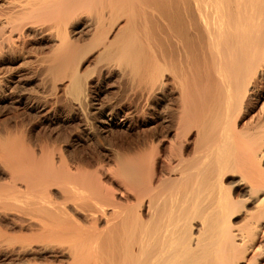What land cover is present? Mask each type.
<instances>
[{
  "label": "bare ground",
  "instance_id": "1",
  "mask_svg": "<svg viewBox=\"0 0 264 264\" xmlns=\"http://www.w3.org/2000/svg\"><path fill=\"white\" fill-rule=\"evenodd\" d=\"M6 4L0 55L38 42L39 98L84 140L155 130L93 164L0 135L5 264H264V0Z\"/></svg>",
  "mask_w": 264,
  "mask_h": 264
},
{
  "label": "rangeland",
  "instance_id": "2",
  "mask_svg": "<svg viewBox=\"0 0 264 264\" xmlns=\"http://www.w3.org/2000/svg\"><path fill=\"white\" fill-rule=\"evenodd\" d=\"M7 1L8 0H0V9L7 6ZM38 24H40V26L42 25L43 27L48 26V24L43 22L42 19L41 21H38ZM22 42H18L19 44L17 43L18 48L16 50L5 52L4 54L0 55V75L6 79H4L6 83L5 88H7V92H9V86L11 87L13 85L17 87L15 91H17L20 96L22 95L21 97L23 103L15 104L9 99L0 100V135L7 134V132L11 135V137L14 135L13 138L18 142L20 141L24 148H27L28 151L36 150L40 144H42L41 146H49L51 148L52 146L53 148L56 146L55 148L61 150L66 148L65 150H67V154H71L68 156L65 153L68 157H70L68 160L75 157L77 158L79 157L78 155H81L80 157L87 159L86 162L93 164L97 162L104 163L107 153L110 148L113 147V145L115 146L117 144V146L125 147V145H128L130 142H132V140L134 141V139H137L138 136L141 138V135L143 134H151L154 132L155 129H153L154 127L152 124H150V122H144L131 127L126 131H115L116 133L113 131L111 133L108 132L104 134L100 133L99 137L102 139L98 138L99 140H96L95 138L91 140H84L81 136L79 123L77 120L71 119L70 115H65V110L61 108L62 106L59 104L61 103L59 99L58 103H54V101L57 99L55 97L47 99L46 102H43L40 99L41 95H39L40 89L38 87L37 75L35 71L33 72L34 68L32 67L33 63H35L33 59L39 51V46L36 47L38 42L30 40H26L23 43ZM261 87V93H264V83L261 84ZM103 96L104 94L101 93L99 97L103 99ZM109 96L110 94L107 95V98ZM25 98L27 100H25ZM33 101L36 102L31 103ZM41 102L46 106H44ZM259 106L260 103L256 108L253 109V113L260 111ZM72 154L74 156L76 154L77 155L74 157ZM3 257L4 256L0 252V264H5L7 261L5 260L6 258Z\"/></svg>",
  "mask_w": 264,
  "mask_h": 264
}]
</instances>
